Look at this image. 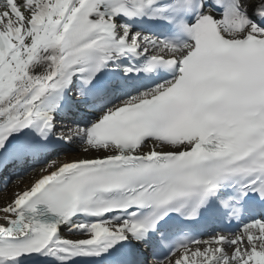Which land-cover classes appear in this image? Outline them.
Here are the masks:
<instances>
[{
	"label": "snow or ice",
	"instance_id": "6c2138e0",
	"mask_svg": "<svg viewBox=\"0 0 264 264\" xmlns=\"http://www.w3.org/2000/svg\"><path fill=\"white\" fill-rule=\"evenodd\" d=\"M11 176L0 264H264V0H0Z\"/></svg>",
	"mask_w": 264,
	"mask_h": 264
},
{
	"label": "bare ground",
	"instance_id": "6f19581e",
	"mask_svg": "<svg viewBox=\"0 0 264 264\" xmlns=\"http://www.w3.org/2000/svg\"><path fill=\"white\" fill-rule=\"evenodd\" d=\"M61 159H70L71 158V155L69 156H61L60 157ZM38 175V172H29L28 175L24 178L25 179V183L29 182L31 179H34L36 176ZM16 182H13L9 185L8 189H7V193L4 195L3 198H0V205H2L3 203H5V201L7 199H11V195L13 193V191H16L18 190L16 188Z\"/></svg>",
	"mask_w": 264,
	"mask_h": 264
},
{
	"label": "rangeland",
	"instance_id": "374dc122",
	"mask_svg": "<svg viewBox=\"0 0 264 264\" xmlns=\"http://www.w3.org/2000/svg\"><path fill=\"white\" fill-rule=\"evenodd\" d=\"M0 180H1V178H0Z\"/></svg>",
	"mask_w": 264,
	"mask_h": 264
}]
</instances>
